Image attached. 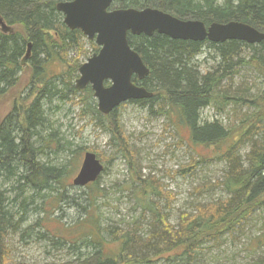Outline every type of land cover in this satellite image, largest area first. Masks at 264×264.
Here are the masks:
<instances>
[{"label":"trees","instance_id":"16d2710c","mask_svg":"<svg viewBox=\"0 0 264 264\" xmlns=\"http://www.w3.org/2000/svg\"><path fill=\"white\" fill-rule=\"evenodd\" d=\"M60 1L68 0H0V18L12 28L11 32H0V96L17 84L20 73L26 69L22 67L24 62H28L31 70L29 87L36 89L35 96L31 89L30 93L15 99L12 111L0 123V182L14 178L19 184L22 180L23 185L12 187L19 191L27 184L37 190L50 187L49 179H56L67 171L40 165L35 155L36 150H41L35 149L34 142L29 141L32 134L37 135L38 130L45 129L42 100L46 104L53 98H79L78 103L94 112L98 122L102 120L99 111L91 109L88 103L93 97L90 87L83 91L75 88L81 63L70 62L66 54L71 49L79 53L85 37L79 30H69L64 25L62 14L56 10V3ZM121 4L120 8L154 7L180 19L200 20L206 25L239 21L264 32V0H125ZM28 43H31V53L23 61L21 57ZM86 43L92 49L91 54L97 52L93 41ZM128 43L150 70L143 80L134 79L133 82L153 93L149 99L134 102L146 105L149 111L156 103L158 109L153 113L167 115L172 125L185 128L191 144L204 145L216 155L220 153L226 163L221 186L228 198L183 216L176 229L167 222L161 210L145 198L151 194L146 190L148 184L142 181L141 193L135 196L153 220L147 224L144 236L135 238L132 228L117 232L100 228L97 221L100 216L94 207L99 191L94 184L96 180L87 185L86 195L90 201L87 206L92 210L86 211L83 207L88 218L77 223L79 229L75 239L69 238L73 246L79 244L91 250L78 257L76 264H148V254L163 258L168 264H198L196 257L202 245L218 240L225 233L232 234L238 224L264 204V41L258 44L233 40L194 42L154 33L150 37L128 35ZM203 47L212 52L213 64L201 72L193 61ZM53 62L60 64L62 70L49 76L46 66ZM244 68L254 70L262 78V87L256 94L234 85ZM55 79L60 81L59 89L53 83ZM211 105L222 113L230 106L237 124L227 128L218 120L201 122V110ZM243 107L252 111L242 112ZM98 125L103 126L102 123ZM119 134L115 128L113 136L117 145L125 146L127 139L118 138ZM244 141L250 143L245 163L237 153ZM223 145L226 149L217 152ZM36 168L54 170L56 175L35 179ZM136 179L137 184L141 182L137 176ZM9 201L7 191L0 190V264H16L10 261L6 244L7 235L14 229ZM261 244L264 245V239ZM134 249L141 253L140 258L135 256Z\"/></svg>","mask_w":264,"mask_h":264},{"label":"rangeland","instance_id":"374dc122","mask_svg":"<svg viewBox=\"0 0 264 264\" xmlns=\"http://www.w3.org/2000/svg\"><path fill=\"white\" fill-rule=\"evenodd\" d=\"M121 6V2H115L111 8ZM11 30L5 21L3 26L0 25L2 33ZM86 41L85 38L79 53L71 49L66 54L70 62L76 60L82 64L92 55ZM212 55L203 47L193 64L204 72L213 64ZM22 67L27 70L20 73L17 84L0 96V123L12 111L13 101L33 89L29 87L31 70L28 62H24ZM61 70V65L55 62L46 66L49 76L57 75ZM53 83L58 89L61 87L59 79ZM234 85L248 88L249 93L256 94L262 87V78L251 69L244 68L235 78ZM33 91L35 96L36 89ZM78 100L72 96L64 100L53 98L46 104L42 100V105H45V129L29 137V141L34 142V148L41 150H36L38 163L60 171L67 169L66 174L60 173L56 179H49L47 184L50 187L42 190L27 184L19 191L12 187L23 185V181L18 184L14 178L0 182V190L7 191L10 199L8 207L14 223V229L6 238L11 262L76 264L78 257L90 253V248L79 244L73 246L69 240L75 239L79 229L77 223L85 221L89 215L86 211L92 210L87 206L90 202L86 195L89 191L87 186L72 185L86 152L94 153L104 166L94 183L99 188L94 207L100 216L97 219L100 228L114 232L132 228L135 229V238L144 236L147 224L153 219L150 212H144L135 196L141 193L139 186L142 181L148 184L146 190L151 194L145 198L151 200L176 229L183 216L194 214L201 206L228 198L221 186L226 163L220 153L216 155L214 150L204 145L191 144L185 128L172 125L167 115L153 113L158 109L156 103L149 111L146 105L128 101L108 115L100 113L102 120L98 122L95 113ZM88 103L92 105L91 109H97L94 97L89 98ZM241 111L252 110L243 107ZM232 113L230 106L222 113L211 105L201 110L200 120L209 123L218 120L229 128L237 124ZM115 128L120 133L118 138L127 139L125 146L117 145L113 136ZM52 133L55 135L49 136ZM249 145V141H244L237 150L243 163ZM225 149L223 145L217 152ZM35 171V179L56 175L54 170L36 168ZM136 176L141 180L138 184ZM18 194L20 197H17ZM14 198L16 200L12 202ZM256 211L238 224L232 234L225 233L218 240L202 245L196 257L198 264H264V245L261 244L264 239V204ZM60 237L66 239L61 240ZM133 253L140 258L141 253L135 249ZM148 256V264H168L163 258Z\"/></svg>","mask_w":264,"mask_h":264},{"label":"water","instance_id":"95a60500","mask_svg":"<svg viewBox=\"0 0 264 264\" xmlns=\"http://www.w3.org/2000/svg\"><path fill=\"white\" fill-rule=\"evenodd\" d=\"M125 0H68L56 3L63 23L69 30H79L88 41H93L97 52L78 68L75 80L77 91L90 87L102 115L112 113L128 101L149 99L153 96L144 86L133 82L148 76L150 70L140 55L130 47L128 35L152 36L154 33L170 39L223 43L241 41L258 44L264 41V32L239 21L212 22L206 25L200 20L180 19L154 7L111 8L115 2ZM0 25L4 21L0 18ZM31 43L23 61L30 56ZM104 166L92 152H86L72 185L85 187L95 182Z\"/></svg>","mask_w":264,"mask_h":264},{"label":"bare ground","instance_id":"6f19581e","mask_svg":"<svg viewBox=\"0 0 264 264\" xmlns=\"http://www.w3.org/2000/svg\"><path fill=\"white\" fill-rule=\"evenodd\" d=\"M254 71V70H253ZM257 212V211H256ZM240 220V219H239ZM199 253V252H198Z\"/></svg>","mask_w":264,"mask_h":264}]
</instances>
